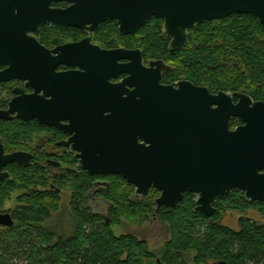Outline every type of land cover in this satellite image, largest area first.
Listing matches in <instances>:
<instances>
[{
	"label": "water",
	"instance_id": "1",
	"mask_svg": "<svg viewBox=\"0 0 264 264\" xmlns=\"http://www.w3.org/2000/svg\"><path fill=\"white\" fill-rule=\"evenodd\" d=\"M56 2L72 6L50 8ZM232 15H252L264 27V0H0V64L10 66L0 82L22 75L36 91L0 116L18 113L48 126L69 120L64 129L75 133L73 150L82 169L123 177L137 198L157 190L156 213L176 207L188 193L199 195L196 211L207 218L217 212V198L234 189L264 203V101L242 93L211 94L189 81L163 86V61L146 68L140 50L93 43L108 20H117L127 36L160 17L170 51L176 52L187 45L191 29ZM51 22L85 30L88 37L49 51L28 34ZM61 65L79 70L57 73ZM122 74L129 77L110 83ZM236 118L242 125L232 129ZM22 156L5 155L0 143V183L9 176L3 168ZM0 226L13 228L12 216L0 213Z\"/></svg>",
	"mask_w": 264,
	"mask_h": 264
},
{
	"label": "trees",
	"instance_id": "2",
	"mask_svg": "<svg viewBox=\"0 0 264 264\" xmlns=\"http://www.w3.org/2000/svg\"><path fill=\"white\" fill-rule=\"evenodd\" d=\"M163 33L162 19L153 17L132 36H120L116 22L108 21L101 25L95 39L107 48L138 46L145 56L165 59L173 68L167 73L169 80L184 78L206 85L212 92L239 91L255 101H264V27L256 17L232 15L204 22L189 31L187 45L176 52L168 50L169 39ZM81 34L77 29L45 27L39 39L50 46L66 37L77 40ZM15 175L13 181L0 187V203L29 185L41 183L46 187L44 174L36 169L22 168ZM104 179L109 188L101 192V197L110 205L109 222L86 204L87 192L100 178L82 173L66 186L74 191L71 210L76 222L73 234L67 237L42 226L57 211L59 196L51 190L25 191L14 213L15 226L0 234V264H186L190 252L196 253L194 264H264V204L253 203L262 207L261 220L245 215L253 207L237 191L217 199V212L212 218L196 211L192 194H186L174 208L159 213L153 210L171 231V239L157 261L146 241L131 235L116 237L113 232L126 211L139 219L148 217L147 211L156 209L155 200L150 204L129 201L130 195L122 194L117 181L129 188L131 184L115 175ZM227 211L240 213L237 229L221 223Z\"/></svg>",
	"mask_w": 264,
	"mask_h": 264
},
{
	"label": "flooded vegetation",
	"instance_id": "3",
	"mask_svg": "<svg viewBox=\"0 0 264 264\" xmlns=\"http://www.w3.org/2000/svg\"><path fill=\"white\" fill-rule=\"evenodd\" d=\"M71 6L72 4L68 2H56V3H53L50 8L66 10L70 8ZM108 21L116 22L118 26V34L122 36L119 32V25H118L117 20H108ZM162 21H163V26H164V19H162ZM45 27H48L50 30L54 29L55 27H64L68 29H77V28L59 25V24L51 22V23H48L42 26L37 33L28 34L29 36L35 37L37 41L49 51H53L57 49L58 47L63 46L65 44L80 42L83 39L88 37V33L85 30L77 29L82 32V34L77 40L66 37L62 39L61 43L48 46L42 43L39 39V33ZM98 31L94 33L93 43L95 45L102 47L103 49H106V50H113V49L140 50L142 52L144 66L146 68H150L151 62L163 61L166 64L167 68L162 71L161 85L163 86L175 85L177 87V84L179 82L189 81L184 78H178L176 80H169V78L167 77V73L171 72L173 68L166 62V60L165 59H153V58H150L149 56H145L143 49L138 46L132 47V48H128L126 46H116L112 48H107V47L102 46L95 39L96 33ZM135 34H131L127 36H132ZM163 35L167 39H169V47H170L171 39L168 38L165 35V33H163ZM169 47H168V50L170 51ZM52 56L57 57V54H52ZM20 61L22 62V58H20ZM123 63H128V62H121V64ZM9 69H10V66L8 64L6 63L0 64V73L6 72ZM78 70L79 68L71 67L68 65H61L57 69V73H68V72H74ZM128 77H129L128 75L122 74L117 79H112L110 83L119 84V83H122ZM189 82L194 84L192 81H189ZM194 85L199 86V87H207L209 89V92L215 95L220 92H224V91L212 92V90L206 85L205 86L196 85V84ZM131 90H134V89H131ZM35 92H36L35 89L30 86L29 80H22V75H21V78H13L11 80L0 82V115L2 113L5 114L4 112H7L10 110L11 103L13 101L17 99H21V102H22L23 95L30 96V95H34ZM227 93H242V92L233 91V92H227ZM242 94H245V93H242ZM39 95L43 96L44 91H41ZM47 99L51 100L52 97H48ZM238 102H239V99L237 97H233V103L237 104ZM234 121L237 122L236 125H233ZM231 124H232L231 128L235 129L236 127L242 125V122L236 118L232 120ZM70 125H71V122L69 120H62L60 124L56 123V125L48 126V125L40 123L38 119L24 120L22 118H18V113H12L6 116L4 115V117L0 116V143L4 147V154L11 155L14 153H23L25 155V156H22L21 162L9 163L3 168L2 172L8 173L9 176L0 183V187L5 186L7 182L13 181L16 178L15 172H17L20 169L22 168L23 169H36L40 171L42 174H44L45 176L44 183L46 187H43V184L40 183L38 185L37 184L29 185L27 189L19 190V191L43 192V191L51 190L52 192L56 193L58 196H61L64 193L69 192L70 200H71L73 198L74 191H71L69 187H66V186H69V184L73 182V179L75 177L81 176L82 173H86L88 175L90 174L82 169L81 161L79 158H77L76 152L73 150L74 142H72V139L74 138L75 133L71 134L69 130L66 132V130L64 129V128H68ZM59 126H62V128ZM109 176H113V175L95 176V177L100 178V180H96L93 183V187L87 192L86 197H85L87 207L91 210V212H92L91 201L95 202L96 203V204L94 203L95 206H98V207H100L99 206L100 203L103 204V202H106L105 199L101 197V192L108 191L109 183L104 178H107ZM236 191L238 195H243L245 202L250 205L249 207H253L252 209L247 210L245 212L246 216L251 217V215L249 214H251V212L253 213L255 212V215H257L258 217H263V213L261 212L262 207L259 205L260 204L263 205L264 203L247 199L246 192L241 191L239 189H234L230 192L228 196H225V197H229L231 194H233ZM188 194L194 195L196 198V202L199 199L198 194H193V193H188ZM218 198H221V197H218ZM0 199H1V196H0ZM253 203H257L259 205L256 206ZM15 211L5 212L4 210H0V213L10 214L14 222L16 223V220L14 218ZM93 213L97 214L96 212H93ZM2 230H8V229L3 226H0V231Z\"/></svg>",
	"mask_w": 264,
	"mask_h": 264
},
{
	"label": "rangeland",
	"instance_id": "4",
	"mask_svg": "<svg viewBox=\"0 0 264 264\" xmlns=\"http://www.w3.org/2000/svg\"><path fill=\"white\" fill-rule=\"evenodd\" d=\"M117 182V184H121H119V186L122 194L130 195L129 201H132L134 203L140 201H148V204H150L149 202L151 199L156 200L160 196V193L157 190L153 189L148 196L137 198L135 196L136 188L134 186L132 188H129L123 182H120L119 180ZM23 194L24 191L19 190L11 193V195L5 201L0 203V210H4L5 212L15 211L21 205L19 200L23 196ZM94 203L95 202L91 201L92 212L101 214L102 218H105L106 221L109 222L110 205L106 202H103V204L100 203V207H98L95 206L96 203ZM153 210H155V207H153L152 213L150 211H147L148 217L145 216L144 219H139L138 217H135L133 216V214L126 211V215H122L119 221L113 227V232L116 237L131 235L135 236L140 241H146L148 243L149 250L156 254V257H158V261L161 259L163 249L171 239V231L167 224L160 221L159 217ZM249 215H251V217L254 216L253 218L257 220L262 219L261 217L255 215V212H251V214ZM240 216L241 215L238 211H227L224 213L223 218L221 219V223L231 228L237 229ZM75 225L76 222L71 210L70 193L67 192L59 196L57 211H53L51 213V219L45 222L42 226L52 230L58 236L67 237L73 234ZM2 233L3 231H0V234ZM195 256V252L188 253L186 264H194L193 259L195 258ZM209 264L215 263L210 262Z\"/></svg>",
	"mask_w": 264,
	"mask_h": 264
}]
</instances>
